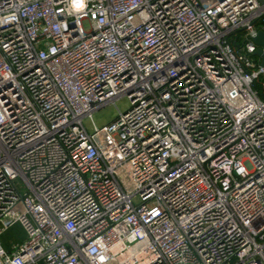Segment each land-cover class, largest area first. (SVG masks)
Instances as JSON below:
<instances>
[{"label":"built area","instance_id":"1","mask_svg":"<svg viewBox=\"0 0 264 264\" xmlns=\"http://www.w3.org/2000/svg\"><path fill=\"white\" fill-rule=\"evenodd\" d=\"M258 30L264 0H0V264H264Z\"/></svg>","mask_w":264,"mask_h":264},{"label":"rangeland","instance_id":"2","mask_svg":"<svg viewBox=\"0 0 264 264\" xmlns=\"http://www.w3.org/2000/svg\"><path fill=\"white\" fill-rule=\"evenodd\" d=\"M87 28V24L85 26ZM263 81V78H261ZM128 108V101L126 99H121L115 103V105L106 106L105 108L101 109L99 112H96L92 115V119H85L83 121L84 125L89 131H92V125L101 128L104 125L109 124L111 121L115 119L117 116L118 110L124 111ZM6 235L9 241H20L24 239V233L22 229L17 225L10 228Z\"/></svg>","mask_w":264,"mask_h":264},{"label":"water","instance_id":"3","mask_svg":"<svg viewBox=\"0 0 264 264\" xmlns=\"http://www.w3.org/2000/svg\"><path fill=\"white\" fill-rule=\"evenodd\" d=\"M258 1L262 4V0ZM252 41L257 46L254 56L259 59V66L264 72V30H258Z\"/></svg>","mask_w":264,"mask_h":264},{"label":"trees","instance_id":"4","mask_svg":"<svg viewBox=\"0 0 264 264\" xmlns=\"http://www.w3.org/2000/svg\"><path fill=\"white\" fill-rule=\"evenodd\" d=\"M260 92H261V91H260ZM262 97L264 98V93H263ZM21 229H22V228H21ZM22 231H23V230H22ZM7 241H9V239H8L6 233H5V235L2 237V243H3L4 247L6 246L5 244H6Z\"/></svg>","mask_w":264,"mask_h":264},{"label":"crops","instance_id":"5","mask_svg":"<svg viewBox=\"0 0 264 264\" xmlns=\"http://www.w3.org/2000/svg\"><path fill=\"white\" fill-rule=\"evenodd\" d=\"M15 226H17V225H15ZM18 226L20 227V225H18ZM20 228H21V227H20ZM20 241H21V240H20ZM10 244H11V241H7L6 244H5V245H6L5 248H6V249H9Z\"/></svg>","mask_w":264,"mask_h":264}]
</instances>
